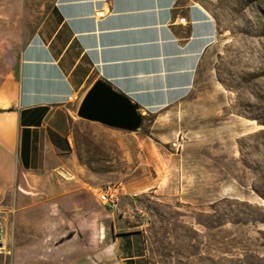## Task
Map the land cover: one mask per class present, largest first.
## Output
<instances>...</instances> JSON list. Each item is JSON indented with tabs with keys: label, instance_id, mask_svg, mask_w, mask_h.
Wrapping results in <instances>:
<instances>
[{
	"label": "rangeland",
	"instance_id": "374dc122",
	"mask_svg": "<svg viewBox=\"0 0 264 264\" xmlns=\"http://www.w3.org/2000/svg\"><path fill=\"white\" fill-rule=\"evenodd\" d=\"M195 1L217 32L189 94L147 112L138 132L75 117L71 158L27 190L25 218L0 206L9 263L117 264L112 237L140 230L149 264H264V0ZM85 166L103 178L95 187L118 188L115 208L81 181Z\"/></svg>",
	"mask_w": 264,
	"mask_h": 264
},
{
	"label": "crops",
	"instance_id": "0c3cea01",
	"mask_svg": "<svg viewBox=\"0 0 264 264\" xmlns=\"http://www.w3.org/2000/svg\"><path fill=\"white\" fill-rule=\"evenodd\" d=\"M216 32L214 16L195 0H0V206H17L22 221L36 203L27 190L71 158L75 112L97 79L145 110L165 108L189 94ZM84 169L82 182H103ZM78 210L83 218V194ZM0 211L10 218L9 207ZM111 240L117 264H149L143 231ZM0 264L17 263L0 252Z\"/></svg>",
	"mask_w": 264,
	"mask_h": 264
},
{
	"label": "water",
	"instance_id": "95a60500",
	"mask_svg": "<svg viewBox=\"0 0 264 264\" xmlns=\"http://www.w3.org/2000/svg\"><path fill=\"white\" fill-rule=\"evenodd\" d=\"M147 112L137 100L110 82L97 79L80 100L75 117L113 129L138 132L143 128Z\"/></svg>",
	"mask_w": 264,
	"mask_h": 264
},
{
	"label": "built area",
	"instance_id": "2783aa9c",
	"mask_svg": "<svg viewBox=\"0 0 264 264\" xmlns=\"http://www.w3.org/2000/svg\"><path fill=\"white\" fill-rule=\"evenodd\" d=\"M101 12H97V15H100ZM98 200L106 205L109 209L115 208L119 201V194L117 188H114L112 185H107L99 189L97 196Z\"/></svg>",
	"mask_w": 264,
	"mask_h": 264
}]
</instances>
